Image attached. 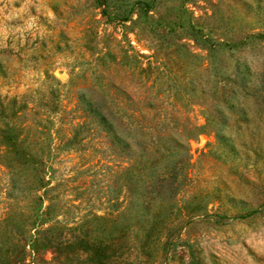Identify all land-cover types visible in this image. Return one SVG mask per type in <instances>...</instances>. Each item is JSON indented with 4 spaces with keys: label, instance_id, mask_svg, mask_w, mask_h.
Returning <instances> with one entry per match:
<instances>
[{
    "label": "rangeland",
    "instance_id": "obj_1",
    "mask_svg": "<svg viewBox=\"0 0 264 264\" xmlns=\"http://www.w3.org/2000/svg\"><path fill=\"white\" fill-rule=\"evenodd\" d=\"M104 6L0 0V264H264V0Z\"/></svg>",
    "mask_w": 264,
    "mask_h": 264
},
{
    "label": "trees",
    "instance_id": "obj_2",
    "mask_svg": "<svg viewBox=\"0 0 264 264\" xmlns=\"http://www.w3.org/2000/svg\"><path fill=\"white\" fill-rule=\"evenodd\" d=\"M100 8V12L107 17V11L104 6L106 0H94ZM149 9V8H148ZM195 35V34H194ZM194 38L197 39L196 36ZM24 108H0V156H2V160H0V164L6 168V172L8 173V190L4 191V197L8 199H15V194L13 193V189L15 187L14 180L19 177L20 171L23 168L24 160H25V145L24 138L21 135V132L16 128L15 120H23L25 117ZM36 112V111H35ZM19 172V173H18ZM19 174V175H18ZM40 196L34 194L31 198L30 206L34 203V200L39 199ZM240 201V199H236V202ZM236 202L233 206L237 211L234 216H244L250 214L253 209L243 204L240 206H236ZM34 207V206H33ZM18 216H21V212L17 213ZM196 213L195 215H197ZM38 212L35 210V217H37ZM26 217V216H25ZM13 216L10 214L5 215V217L0 218V220H11ZM24 222V219L21 218V222ZM35 220H33L34 222ZM32 222V223H33ZM146 233V232H145ZM144 233V234H145Z\"/></svg>",
    "mask_w": 264,
    "mask_h": 264
}]
</instances>
